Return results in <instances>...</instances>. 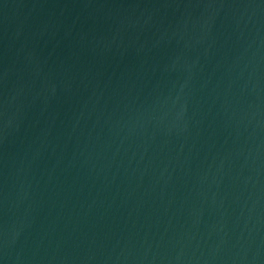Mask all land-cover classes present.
Segmentation results:
<instances>
[{
	"label": "water",
	"instance_id": "95a60500",
	"mask_svg": "<svg viewBox=\"0 0 264 264\" xmlns=\"http://www.w3.org/2000/svg\"><path fill=\"white\" fill-rule=\"evenodd\" d=\"M0 264H264V0H0Z\"/></svg>",
	"mask_w": 264,
	"mask_h": 264
}]
</instances>
